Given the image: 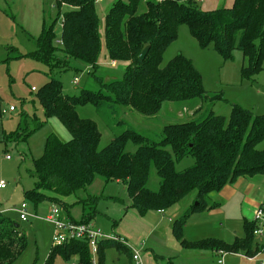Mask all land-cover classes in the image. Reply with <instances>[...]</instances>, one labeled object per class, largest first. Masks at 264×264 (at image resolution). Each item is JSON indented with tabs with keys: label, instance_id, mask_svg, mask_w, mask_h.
<instances>
[{
	"label": "trees",
	"instance_id": "16d2710c",
	"mask_svg": "<svg viewBox=\"0 0 264 264\" xmlns=\"http://www.w3.org/2000/svg\"><path fill=\"white\" fill-rule=\"evenodd\" d=\"M54 1L58 14L50 22L45 18L41 34L35 39L36 50L23 54L17 48H9V52L18 54L14 58H32L49 68L50 79L37 91L36 98L46 121L57 119L71 135L68 142H62L55 134L47 137L42 156L33 160L30 175L34 183L23 192L25 200L35 208L45 202L58 205L71 220L77 221L70 212L83 201L69 203L67 199L86 190L97 178L106 184L123 183L130 209L141 216L166 211L196 194V204L173 225V234L181 245L256 256L260 244L254 242V222L245 223V237L233 244L217 239L190 243L183 239V231L192 214L215 208L207 200L210 194L219 193L239 178L264 175V150L257 149L264 141V114L255 115L232 104L228 118L210 111L198 120L169 124L157 142L128 129L100 150L102 135L97 124L81 118L77 109L86 105L97 109L120 105L143 115H154L166 102L203 99L207 91L191 59L179 54L162 67L164 54L178 39L181 26L188 27L200 48L212 47L225 62L233 61L239 51L245 61L241 77L253 80L264 66V0H235L230 8L211 11L203 10L199 0H117L105 16V47L112 63H124L126 67L122 79L109 84L96 76L103 49L96 0ZM143 2L146 11L139 13ZM59 22L61 35L57 39ZM147 46H151L150 51L140 61ZM71 60L93 70L100 90H82L79 96L63 93V83L53 72L67 70ZM220 100L226 101L223 96ZM32 117L36 127L19 129L11 138L26 141L44 126L36 114ZM7 136L5 133L4 141ZM129 144L137 147L135 153L127 152ZM186 158H193V165L177 170V164ZM153 167L160 179L156 191L148 188ZM92 217L84 214L79 222H91ZM27 249L28 239L20 225L0 213V264H15ZM108 249L126 252L132 259L128 247L105 240L99 245L97 264H107ZM58 255L66 261L77 258L78 264H93L85 242L52 246L44 264H54Z\"/></svg>",
	"mask_w": 264,
	"mask_h": 264
},
{
	"label": "rangeland",
	"instance_id": "374dc122",
	"mask_svg": "<svg viewBox=\"0 0 264 264\" xmlns=\"http://www.w3.org/2000/svg\"><path fill=\"white\" fill-rule=\"evenodd\" d=\"M12 1L10 0L9 3L10 9L6 11L0 9V109L3 112V118L0 116V183L5 182L8 185L6 189H0V213L17 222L28 239L27 251L15 264H44L53 246L54 233L53 226L44 218L54 204L45 202L35 208L33 204L25 200L23 192L33 187L34 179L30 175V170L33 168V160L42 156L47 137L55 134L62 142H68L71 135L57 119L46 121L43 109L36 98L37 91L50 79L49 68L32 58H14L18 54L9 52V48L12 49V47L18 48L23 54L36 50V37L33 34L36 31L33 27H29V24H32V18L37 20L36 0H24L28 11L24 8L23 0H15L14 7L11 6ZM116 1H96L103 48L96 76L101 77L105 84L122 79L126 67L124 63H118L117 66L112 63L107 57L105 47V16ZM123 1L127 2V0ZM154 1L162 2L163 0ZM209 1L211 0H199V5L203 10L222 8L229 2V0H212V7L207 8L206 4ZM54 2V0H48L45 8L47 22L54 20L58 14ZM0 3L1 7L6 5L4 0H0ZM145 11L146 5L143 2L139 13ZM23 19L28 20L26 25L22 23L25 22ZM61 25L59 22L56 29L57 39L61 35ZM179 54L193 61L202 75L207 95L203 99L186 102H166L154 115H143L120 105L104 106L100 109L92 105L79 107L77 109L79 116L94 121L99 128L102 135L100 150L128 129L157 142L162 140L163 129L169 124L198 120L210 111L228 118L232 104H239L251 110L255 115L264 114V66L262 72L253 80L243 79L240 74L243 58L239 51L235 52L233 61L225 62L212 47L200 48L198 42L190 35L187 26L180 27L178 39L164 54L162 67ZM9 55L11 59H8ZM92 72L93 70L82 62L71 60L67 70L54 71L53 75L63 83L65 95L79 96L82 90H100V84ZM76 78L78 79L77 84L74 83ZM221 95L226 101L220 100ZM10 107L16 108L17 112L7 114L6 110L8 111ZM34 114L40 122L45 123L44 126L26 141L17 142L15 138H11L12 133L19 129L27 130V128L36 127V122L32 117ZM5 130L8 138L4 141L2 137ZM257 149L264 150V141L257 146ZM136 150L137 147L133 144L127 146V152L135 153ZM7 156L12 157V160H7ZM193 163V158H186L177 164V170L182 171ZM159 185L160 179L153 167L148 188L156 191ZM231 187L237 190L236 195L225 201V205L219 208L220 212L216 214L197 212L188 218L183 231V239L190 243L217 239L233 244L235 240L245 237L244 218L254 221L255 217V212L253 215V208L245 201V197L264 201V175L239 178ZM94 197L96 200H92ZM195 198L196 194L168 209L165 222L160 221L164 217L158 216L161 231L144 235L139 239V244H143L141 249L144 257L152 255L157 264H212L210 250L184 248L174 234L173 236L168 234L173 225L168 222V218L174 222L180 219L193 204H196ZM207 200L216 201L217 194H210ZM75 201H83L72 210L76 218L81 216L84 209L85 214L93 215L91 222L105 234L120 236L119 223L130 211V200L123 183L106 184L103 179L97 178L86 190L79 191L67 199L69 203ZM23 203L28 205L31 214L38 215L39 218H31L29 222H22L16 210L20 209ZM133 213L137 217V213ZM64 214H66L65 211ZM128 217L127 221L131 222V216ZM130 224L134 226V222ZM254 242L261 245L264 243V238L256 237ZM235 254L230 253L226 257V264H262L264 260V254L252 261L248 259L245 252ZM155 255L161 257H155ZM106 260L107 264H134L130 254L119 252L116 249L106 251ZM54 264H78V259L72 258L66 261L58 255Z\"/></svg>",
	"mask_w": 264,
	"mask_h": 264
},
{
	"label": "built area",
	"instance_id": "2783aa9c",
	"mask_svg": "<svg viewBox=\"0 0 264 264\" xmlns=\"http://www.w3.org/2000/svg\"><path fill=\"white\" fill-rule=\"evenodd\" d=\"M97 2L101 0H96ZM60 44H62L59 41ZM75 84L78 83L76 78ZM35 88H33V91ZM14 107H10V111H14ZM12 157L7 156V160H11ZM7 184L5 182L0 183V189H5ZM20 220L22 222H29L31 218L37 219L38 215L31 214L28 205L23 203L21 208L17 210ZM44 220L53 226L54 233L52 236L53 247H61L68 245L72 242L81 241L88 244L91 252V261L93 264H97V256L99 252V245L102 241L113 240L119 242L131 251L132 260L134 264H142V253L137 247H134L125 238L105 234L100 228L96 227L92 222L82 223L71 220L66 214H64L63 209L58 205H53L50 209L49 214L44 218ZM254 235L257 238H264V203L261 204L255 211L254 217ZM264 254V243L260 245V249L256 256L248 257L250 261L256 259L260 255ZM230 255L228 252L222 250L215 252L216 264H226V257ZM264 264V260L262 261Z\"/></svg>",
	"mask_w": 264,
	"mask_h": 264
},
{
	"label": "crops",
	"instance_id": "0c3cea01",
	"mask_svg": "<svg viewBox=\"0 0 264 264\" xmlns=\"http://www.w3.org/2000/svg\"><path fill=\"white\" fill-rule=\"evenodd\" d=\"M15 0L12 1V5L14 7V2ZM234 1L235 0H229V2H227V6L225 5L224 7H232L233 4H234ZM10 0L7 1V0H4V4H6L5 6L1 7V3H0V9H4V11L8 10V8L10 9ZM23 3H24V0H23ZM212 0L209 1V3H207V8H210L212 7ZM48 5V0H36V11L38 13L37 15V20L35 19H31V23L32 24H29L30 26L29 27H33V29H35L34 31L36 32H33L34 36L36 37V39L39 37V35L41 34V31H42V28H43V24H44V21H45V11H46V6ZM98 5V4H97ZM209 6V7H208ZM24 8L26 11H28V8L27 6L25 5L24 3ZM216 8V7H215ZM215 8L213 9H210V10H207V11H211V10H215ZM218 9V8H216ZM16 11V10H15ZM107 13V12H106ZM13 15V14H12ZM15 19V18H13ZM25 22H22L24 23V25H26V23H28L27 19H23ZM34 20V21H33ZM13 22H15L14 20H12ZM36 24V25H35ZM28 25V24H27ZM14 29V28H13ZM15 30V29H14ZM32 36V35H31ZM32 36V37H34ZM18 49V48H17ZM19 50V49H18ZM20 51V50H19ZM22 53V52H21ZM30 53V52H29ZM27 54V53H25ZM243 58V56H242ZM245 61L244 59H242V66L244 65ZM7 114H12V113H15L17 112V109L15 108L14 111H10V108L9 110L7 111ZM0 116L3 118V112L1 111L0 109ZM6 133V130L3 134V139H4V135ZM23 159V158H22ZM12 160V159H11ZM237 182V181H236ZM117 184H120V182H115ZM8 186V185H7ZM231 186L232 185H227L223 188L222 191H220L219 193H216L217 194V200L216 201H213V202H210L211 206L213 205H216L215 208H212V209H209V210H206L204 212H208L210 214H216L217 212H220V209L223 205H225V201L228 199V198H231V197H234L236 195V189L232 188ZM238 187V186H237ZM7 188V187H6ZM5 188V189H6ZM4 190V189H2ZM245 201L248 202L249 206H251L253 208V215H254V212L255 210L261 205L264 203V201H260L258 199H252V198H249L248 196L245 197ZM76 207V206H75ZM74 207V208H75ZM73 208V209H74ZM72 209V210H73ZM72 210H71V216L73 219L79 221L82 219L83 215L85 214L84 212V209L81 213V216L79 218H76L73 214H72ZM17 212V210H16ZM133 212H136L137 213V217H135L134 213ZM203 212V213H204ZM166 213H168V211H163V212H159V211H153V212H149L147 215L145 216H141L137 210L135 209H130V211H128V213H126L125 216H123L121 222L119 223V226L120 227V230H119V233H120V236L119 237H123L125 238L129 243H131L134 247H137L138 249L141 250V253H142V247H143V244L140 243L139 244V239L142 237V236H147L149 234H155L159 231H161V226H160V221H163L165 222L167 218L166 217ZM67 215V214H66ZM128 216H131L130 220L131 222H128ZM158 216H162L164 218L160 219L159 221V217ZM150 218V219H149ZM244 225L246 222H253V220H249L248 218H244ZM253 219V218H252ZM89 220H92L89 218ZM134 222V226L131 225L130 223H133ZM168 222L173 224L174 225V221L171 219V218H168ZM131 226H129V225ZM173 225L170 227L169 231H168V234H172L173 236ZM243 225V227H244ZM116 231L118 232V229H116ZM161 233V232H160ZM170 238V237H169ZM172 240V239H171ZM142 246V247H141ZM210 252L212 253V264H215V260H216V256H215V252L210 250ZM155 254V253H154ZM237 255V254H235ZM229 256V255H228ZM155 257H161L159 255H155ZM142 264H157L156 261L154 260L153 256L152 255H147V257H144L142 255Z\"/></svg>",
	"mask_w": 264,
	"mask_h": 264
},
{
	"label": "water",
	"instance_id": "95a60500",
	"mask_svg": "<svg viewBox=\"0 0 264 264\" xmlns=\"http://www.w3.org/2000/svg\"><path fill=\"white\" fill-rule=\"evenodd\" d=\"M150 48H151V46H147V47L142 51V53H141L140 56H139V60H140V61H144V60H145L146 56L148 55V53H149V51H150Z\"/></svg>",
	"mask_w": 264,
	"mask_h": 264
}]
</instances>
